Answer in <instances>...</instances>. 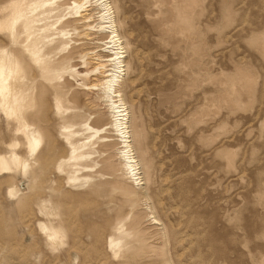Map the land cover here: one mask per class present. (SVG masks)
<instances>
[{
	"label": "rangeland",
	"instance_id": "374dc122",
	"mask_svg": "<svg viewBox=\"0 0 264 264\" xmlns=\"http://www.w3.org/2000/svg\"><path fill=\"white\" fill-rule=\"evenodd\" d=\"M74 1L60 0L52 21L65 23L58 58L83 74L106 36L91 2ZM112 1L131 47L125 95L151 200L126 175L99 88L75 76L64 89L95 135L77 162L46 84L27 116L45 141L34 192L19 198L13 189L29 182L0 174V264H264V0ZM6 121L0 154L17 138ZM52 195L67 230L59 249L38 226L35 201Z\"/></svg>",
	"mask_w": 264,
	"mask_h": 264
},
{
	"label": "bare ground",
	"instance_id": "6f19581e",
	"mask_svg": "<svg viewBox=\"0 0 264 264\" xmlns=\"http://www.w3.org/2000/svg\"><path fill=\"white\" fill-rule=\"evenodd\" d=\"M89 1L91 7L86 11H98L97 31L106 36L101 50L105 54H98L96 65L83 74L70 65V62L65 60L66 57L59 59L57 56L60 48L66 45L65 23L58 25L59 20L52 21V14L60 12L63 6L60 0H12L0 8V14L3 15L0 19V35L9 38L11 44L10 48H0V115L6 118L10 132L17 135V138L11 141H2L5 152L0 154V174L18 182L22 179L29 182L25 189L18 183L13 189L19 198L24 193L34 192L40 176V170L34 160L42 156L41 150L45 141L43 135L36 132L28 122L27 116L38 106L40 108L38 95L42 90L48 91L47 85L51 86L55 93L58 113L65 120L63 134L75 152L76 161L92 154L95 135L87 133L92 128L82 126L79 122L83 116L78 114L76 108L68 105V91L64 90L70 85L71 79L82 76L87 79V82L83 80V84L88 86V90L99 88L101 100L112 118L113 130L121 145L119 154L126 175L132 180L138 194H142V198L146 200H151L148 179L134 145L130 105L125 95L126 79L130 73V66L126 62L131 48L130 42L121 33L123 22L118 16L119 9L114 5V1L75 0L74 3L80 5ZM69 9L73 12L75 8L71 6ZM33 72L37 73V76H34ZM71 119H76L77 122ZM42 131L45 132L43 128ZM22 150L30 158L24 157ZM54 198L55 195L39 197L35 202L41 217L38 226L45 235L46 244L59 249L65 245L67 230L63 226L64 221ZM146 206L151 220L154 224H159L160 219L153 205L147 203Z\"/></svg>",
	"mask_w": 264,
	"mask_h": 264
}]
</instances>
